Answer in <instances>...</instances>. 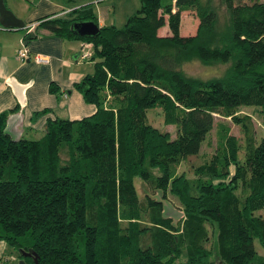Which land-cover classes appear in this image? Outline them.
I'll return each mask as SVG.
<instances>
[{"label": "trees", "instance_id": "1", "mask_svg": "<svg viewBox=\"0 0 264 264\" xmlns=\"http://www.w3.org/2000/svg\"><path fill=\"white\" fill-rule=\"evenodd\" d=\"M62 1L67 11L35 25L89 44L92 72L73 87L95 110L47 119L36 139L11 138L0 112V240L25 264H172L178 256L185 264H264L253 246L264 247V218L253 214L264 208V130L254 142L235 114L258 108L264 129V0H219L223 35L212 0H139L121 27L98 26L93 37L70 28L98 25L87 5L75 8L83 0ZM188 10L196 30L181 35ZM193 60L229 66L198 78L183 70ZM155 107L173 138L148 121ZM215 116L239 126L243 144L218 121L213 152L187 177L178 165L198 155ZM137 180L162 199L145 194L141 202ZM166 194L178 202L166 210L177 223L163 213Z\"/></svg>", "mask_w": 264, "mask_h": 264}, {"label": "crops", "instance_id": "2", "mask_svg": "<svg viewBox=\"0 0 264 264\" xmlns=\"http://www.w3.org/2000/svg\"><path fill=\"white\" fill-rule=\"evenodd\" d=\"M34 1L24 10L8 7L23 21V28L0 26V112H7L4 131L13 139L39 138L47 119H79L95 110L73 87L83 75L92 72V62L80 57L81 42L55 36L35 25L39 18L60 15L69 8L62 0ZM20 42L30 52L28 60L16 58ZM33 53L47 55L49 62L35 63ZM50 84L56 92L49 91ZM44 109L45 113L32 118Z\"/></svg>", "mask_w": 264, "mask_h": 264}, {"label": "rangeland", "instance_id": "3", "mask_svg": "<svg viewBox=\"0 0 264 264\" xmlns=\"http://www.w3.org/2000/svg\"><path fill=\"white\" fill-rule=\"evenodd\" d=\"M60 1V0H57ZM214 10L216 12V21L214 28L216 33L223 35L227 28V15L224 10L223 5L219 3V0H212ZM35 1L34 0H4L6 8L9 6H14L19 10H24L26 6H31ZM77 7H85L87 5L88 12L92 14L98 25L97 26H114L116 28L121 27L125 20L134 14L139 8V0H83L80 3H77ZM9 9V8H8ZM10 10V9H9ZM197 26V18L193 11H183L180 15V26L179 32L181 35H192L195 33ZM165 27L159 30V33H163ZM90 53L92 52L91 48L84 46L82 50L88 49ZM229 63H218L212 62L209 64H203L198 60H193L183 66L185 73L192 77L198 78H208V77H218L225 73ZM237 115H243L246 118L249 134L252 136L254 142H257L261 135L263 134V126L261 122V116L259 109L253 106H241L235 111ZM147 119L153 125L167 130L171 137L174 136V126L172 125H163L161 123V109L155 107L151 110L148 109ZM222 121L226 123L229 127V133L237 137L243 144V133L239 126L233 124L229 118H220L215 116L214 126L207 133L204 140L202 141L199 152L197 156H191L186 159V161L181 162L178 165L177 171L184 172L187 177H192L191 166L200 163L204 158H207L214 150L215 147V131L216 123ZM63 158V157H62ZM135 191L141 202L145 197V194L153 197L160 198L159 192L154 189H151L147 185H143L139 180L134 182ZM162 199V198H160ZM164 201V202H163ZM164 203V214L171 216L174 220V223L178 221L179 216L174 215L175 212L179 210V205L176 199L170 194H166V197L162 200ZM179 212V211H178ZM254 215H259L264 218V208L253 211ZM253 246L257 254L264 255V247H261L257 240L253 241ZM0 264H22L18 258V251L11 246L5 244L0 240ZM172 264H185L183 256H178L173 259ZM217 264V263H216Z\"/></svg>", "mask_w": 264, "mask_h": 264}, {"label": "water", "instance_id": "4", "mask_svg": "<svg viewBox=\"0 0 264 264\" xmlns=\"http://www.w3.org/2000/svg\"><path fill=\"white\" fill-rule=\"evenodd\" d=\"M0 26L3 28H23V21L16 18L14 14L6 8L3 0H0ZM70 28L80 37H93L98 32V26L93 20L74 21ZM23 256H29V251H23ZM22 264H25L20 260ZM35 264V261H34Z\"/></svg>", "mask_w": 264, "mask_h": 264}, {"label": "built area", "instance_id": "5", "mask_svg": "<svg viewBox=\"0 0 264 264\" xmlns=\"http://www.w3.org/2000/svg\"><path fill=\"white\" fill-rule=\"evenodd\" d=\"M31 28H32V26H29L28 30H30ZM84 46H88L89 47V44L81 42V49ZM88 50L89 49L81 50L80 51V57L84 58V59H88L90 57V52ZM29 56H30V52H29L28 48L26 47V45L24 43L20 42V46L16 50V58L18 60H20V61H25V60L29 59ZM31 59L35 63H40V64H45V63L49 62V57L47 55L39 54V53H33L31 55Z\"/></svg>", "mask_w": 264, "mask_h": 264}]
</instances>
